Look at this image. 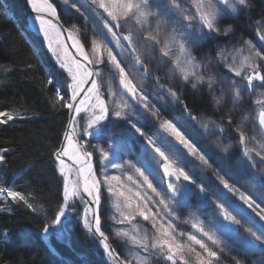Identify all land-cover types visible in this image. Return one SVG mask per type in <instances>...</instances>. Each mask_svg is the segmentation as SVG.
<instances>
[{
	"label": "snow or ice",
	"instance_id": "6c2138e0",
	"mask_svg": "<svg viewBox=\"0 0 264 264\" xmlns=\"http://www.w3.org/2000/svg\"><path fill=\"white\" fill-rule=\"evenodd\" d=\"M28 3L34 12L59 19L56 7L49 0H28ZM64 3L69 4V0ZM91 3L95 5L93 12L101 20L103 30L91 39V54L85 51L84 44L72 29L66 30L75 54L71 55L70 63L68 59L62 60L60 67L71 80L67 85L71 95L66 97L57 92L56 102H62V106L71 109L76 116L91 110V118L83 129V135L89 137L110 134L111 128L104 123L110 113L114 118L110 121L112 127L119 120L126 121L143 138V151L135 163H118V144L115 147L112 142L107 147L93 146L100 160L106 162L104 166L133 170L135 177L127 174L130 186L125 187L121 176L105 174L102 180L98 178L92 164L93 152L83 145L77 148L78 141L73 143L76 137L66 132L67 146L54 154L64 177L63 203L51 225H46L43 231L48 233L50 227L60 225L66 212L72 210L70 201L79 198L86 201L83 227L93 237H99L98 243L110 264H153V261L156 264H178V261L179 264H192L189 253H194L195 264H221L222 254L230 248L228 240L240 241V251L244 255L255 252L264 255V191L256 194L259 200L252 193L242 191L243 186H237L239 181L233 173L234 165L209 152L207 146L200 143L199 132V129L207 131L210 127L221 135L226 131L234 132L240 163L253 171L258 164H264V101H256L262 106L254 118L242 116L237 121L233 115L244 93L252 94L258 87L264 88V31L258 32L259 44L251 40L243 42L248 55L239 62L235 57L229 62L221 49L220 58L214 61V71L209 62L198 61L193 55L201 40L221 32L220 18L242 11L248 7V0H91ZM70 7L79 11L76 3H71ZM35 20L53 54L63 48L65 56H69L68 45L61 39L65 31L62 26L44 15H37ZM73 28L79 32L75 25ZM162 68H166L164 75L175 83L176 88L190 85L197 90L206 86L214 107L226 97L230 99L232 107L225 113L226 122L224 117L220 122L213 119L201 122L199 114H193L175 88L166 87L159 75H153ZM103 72H107L108 82L101 79ZM144 78L155 81L156 97H150L144 87ZM48 83L53 81L49 79ZM85 85L90 87L85 88ZM217 91L219 96L215 95ZM85 92L87 94L78 100ZM103 93L113 98L111 106ZM116 97H119L118 101ZM166 97L182 105L186 113L184 124L162 116L155 100ZM149 116L156 122L153 125L156 131L146 130ZM15 118L0 112V124ZM213 143L225 156L233 148V144L220 142L219 137ZM7 151L0 149V162L4 161L3 153ZM64 157L77 166L75 180L70 178L72 166ZM158 171H162L161 182L154 184ZM102 184L107 185L108 193L116 197L113 221L129 226L118 228L112 234L111 242L109 234L101 228ZM193 195L198 196L204 207L212 209V220L192 221L200 238L193 234L187 237L189 242L199 246V251L191 243L186 247L177 240L173 222L178 219V210ZM0 196L23 201L32 207L19 191L0 186ZM137 217L151 221V233L147 229L141 231L134 223ZM57 234L62 235L61 232ZM232 261L233 264H245L239 255L233 256Z\"/></svg>",
	"mask_w": 264,
	"mask_h": 264
},
{
	"label": "trees",
	"instance_id": "16d2710c",
	"mask_svg": "<svg viewBox=\"0 0 264 264\" xmlns=\"http://www.w3.org/2000/svg\"><path fill=\"white\" fill-rule=\"evenodd\" d=\"M253 1L258 9L253 8L252 13L261 15L259 0ZM8 12L23 29L27 24L23 0H0V112L16 117L7 124H0V149H8L3 153L4 161L0 162V186L13 185V190L24 195L32 207L0 196V264H108L98 241L78 225L68 232L62 231L58 240L53 239L59 255L51 254L42 242L44 227L51 224L63 202V184L54 153L65 130L68 108L56 102V93L60 91L69 96L68 80L51 61L43 40L28 31L39 58ZM61 16L69 25L67 17ZM251 20V16L237 17L233 22L236 31L248 33ZM44 64L49 68L52 84L48 83L50 78ZM164 72L154 71L153 75H159L166 87L176 88ZM144 83L145 87L151 85L158 92L153 79L144 78ZM190 99L191 95L182 96L194 115L207 112L200 103ZM174 109L176 113L186 114L180 104ZM120 126L121 134L129 133L124 125ZM112 133L119 136V131ZM243 254L238 252L247 263L251 260L264 264V255L259 252L248 254L250 258Z\"/></svg>",
	"mask_w": 264,
	"mask_h": 264
},
{
	"label": "rangeland",
	"instance_id": "374dc122",
	"mask_svg": "<svg viewBox=\"0 0 264 264\" xmlns=\"http://www.w3.org/2000/svg\"><path fill=\"white\" fill-rule=\"evenodd\" d=\"M51 1L57 7L59 14L61 13L63 14V16L67 17L69 27L75 30L73 28V26L75 25V27L79 29V32L76 31L75 32L82 38L85 44L84 46L86 47L89 54H91L90 41L93 38V36L96 35V33H98L100 30H103V25L101 20L93 12L95 5L91 3V0H69V4H65L64 0H51ZM252 1L253 0H248V7L244 8L242 11H239L236 14L228 13L220 18L218 22V26L220 27L221 32L212 33L210 36H206L203 40L199 42L198 46L193 50V55L197 58L198 61L209 62L210 69L214 71L216 67L214 61L220 58L221 49H223L224 54L229 57V62H231V57H235L237 62H239L245 56L248 55L247 46L243 43L244 41L251 40L253 43H257V44L260 43L258 41V32L264 31V0H259V4H260L259 9L260 11H262V13H260L261 15H258L259 13H252L251 10H253V8L256 10L258 9L257 8L258 5H256L254 1L253 2ZM71 3H76L77 7L79 8V11L71 8L70 7ZM98 11H102V10H98ZM240 16H244L245 18L246 17L249 18L251 16L252 20L250 22V26L247 27V29L249 30L248 33L236 31L234 27L233 22L235 21V19H237V17ZM27 28L33 31L34 34L38 35L39 39H42L43 42L45 41V48L51 60L56 64L58 70L63 72V75L68 80V82L71 83V80L68 77L66 70L60 67V62L64 59H68L69 63L71 62L72 54L70 53V51H69V56L67 57L64 54L63 48L59 49L58 54L54 55L52 50L49 49L48 42L47 40H45L43 33L39 31L38 22H33V21L29 22ZM61 39L63 40V37H61ZM55 46L56 45L54 43L53 47ZM202 46H204V48H202ZM114 51H119V50L114 49ZM58 56L60 57V59H58ZM164 71H166V68L161 69V72ZM101 79L105 82L109 81V76L107 72L102 73ZM105 86H107V83ZM144 87H145V83H144ZM145 88L150 94L151 98L157 96L158 92L154 88H152L151 85H148V88L147 87ZM175 90L180 94L181 99L182 96L184 97L187 95H191L192 98L190 99L191 102L200 103L202 110L207 111L205 114L198 113L201 122H204L208 119H213L216 120L217 122H220L221 117H224V121L226 122L227 117L225 113L228 111L229 108L232 107L231 100L228 99L227 97L221 102L219 106L214 107L212 96L209 95L206 86L199 88L197 90H193L190 85H187V86L179 87L178 89L175 88ZM103 94L105 95V98L108 100V103L111 106L113 104V98H109L107 96V93H103ZM215 95L219 96L220 92L217 91ZM115 99L118 101L119 97H116ZM258 100L264 101V88L258 87L255 90V92L252 94L244 93L243 99L240 101V105L238 106L237 110L233 112V115L235 116L236 120L239 121V119L242 116H252L254 118L258 114L260 107L262 106L261 104L256 103V101ZM155 103L157 104L158 107H160L162 116L164 118L175 119L180 124L185 123L184 117L186 114L181 115L179 113H176L174 107H176L177 104L171 102L170 97H166L163 100L156 99ZM87 107L88 106L85 105V108ZM141 111H143V109H141ZM109 116L113 118L111 113L109 114ZM77 118L79 123L77 122L75 125L76 133L80 136L82 135L81 138L84 139L85 144L86 143L90 144L91 149L89 151L93 152L94 171L96 173V176L101 180L103 179V176L105 174L109 176L112 175L121 176V179L125 184V187L130 186V182L127 181L126 175L132 174L135 177L133 170L128 168L114 169L110 165L104 166L106 162H102L100 160L99 153L94 150L93 146L100 145L107 147L108 143L112 142L113 146L115 147L118 144L120 146V151H119V159L116 162L122 163L126 161H131L135 163L140 158L143 151V138L139 137V135L136 134L134 130L130 127V125L124 120L117 121L115 127H112L111 124L109 125V127L111 128V132L109 136L101 135L98 138L97 137L90 138L87 135H83V129L86 127L88 119L91 118V110L88 109L87 111H82L79 114V116H77ZM247 123L248 122H246V124ZM119 124L124 125L129 131V133L128 134L122 133L123 134L122 135L121 134L122 131L120 130L121 126ZM154 124H156V122L153 121L151 116H149L146 130L156 131V127L153 126ZM248 126L251 125L248 124ZM112 131H114V133L119 131V136H114ZM199 132H200V143L206 145L209 152L213 153L216 157L224 159L227 162L234 165L233 173L236 179L239 181L237 186L238 187L243 186L241 187L242 191H247L252 193L255 196V198L259 200V196L256 194L261 191H264V164H258L257 169L253 171L250 167L245 168L244 165L240 163L239 160L240 152L238 147L236 146V140H235L236 134L234 132L230 133L229 131H226L224 134L221 135L219 134L218 130L213 127H210L207 131L203 129H199ZM161 134L163 135V133ZM218 137L220 142H222L223 144H233V148L230 149V152L227 156L219 152V150L215 147L213 143L214 141H217ZM58 171H59V166H58ZM69 175L72 180H75L73 171H71ZM208 175H211V172H209ZM60 176L62 178V183L64 184V177L61 175V173ZM161 177H162V173L161 171H158L154 179V184L160 183ZM149 178L152 179L153 177L150 176ZM39 180L42 179L39 178ZM112 183L113 185H115L116 182L113 181ZM191 187L194 188V186ZM101 198H102L101 226L103 230L106 232V234H109L110 239L112 241L113 239L112 234H114L118 228H127L129 226L117 225L113 221L112 216L115 214L116 197L108 193L107 185L104 184L101 185ZM232 199L236 200L237 197H232ZM77 204L81 205L80 208H78ZM85 206H86L85 200H81L77 198L74 201H70V209L72 210L69 211H72V214L62 218V221H66L65 224H68L65 227L66 230L70 228H74L77 225L83 229L82 217L84 214ZM177 216L178 219H175L173 221L176 226L177 240L184 243L186 247L191 243L192 247L196 248V250L199 251L200 250L199 246L195 245L192 242H189L187 237L189 234H193V235H197V237L200 238V234L196 231V229L192 227V221L194 219L203 220L205 222L212 220V209L204 207L200 203L198 196L193 195L192 197L189 198L186 205L178 210ZM134 223L138 225L141 231L147 229L149 233H151L152 231L151 221H143L142 218L137 217V220ZM180 233H183V235H180ZM241 234L244 235L243 229H241ZM228 244L230 245V248L226 249L225 252L222 254L221 264H233L232 257L237 256L238 252L240 251L239 248L242 247L241 242L238 240H228ZM116 247L119 250L118 244L116 245ZM189 256L191 257L192 264H195L194 253H189ZM244 256L250 258V255H244ZM244 262L245 264H254L251 260H248V263L247 261ZM108 264H110V262H108ZM153 264H156V262L153 261ZM164 264H167V262H164Z\"/></svg>",
	"mask_w": 264,
	"mask_h": 264
},
{
	"label": "water",
	"instance_id": "95a60500",
	"mask_svg": "<svg viewBox=\"0 0 264 264\" xmlns=\"http://www.w3.org/2000/svg\"><path fill=\"white\" fill-rule=\"evenodd\" d=\"M23 1H24L25 5H26V8H27V14H28V20H29V22H32V21H33V22H38V21L35 20V17H36L37 15H44L46 18L53 19V23L57 24L58 26H62V28L65 30V31H64V35H63V39H64L65 43L68 45V49H69V51L71 52V54H72V55L75 54V49H73V48L71 47V45H72V41L67 39L68 32H67L66 30H68V29H70V28H68V27L63 23V21L61 20V18H60V16H59L58 12H57V16H58L59 19L57 20L56 18L48 17L46 13H39V14H38V13L34 12L33 9H32V7H31V5L28 3V0H23ZM49 2H51V1L49 0ZM51 3H52V2H51ZM52 4H53V3H52ZM53 5H54V4H53ZM73 34H74V35L76 36V38L79 39L80 42L83 44L82 40H81L80 37L76 34V32L73 31ZM85 51L88 52L87 49H86V47H85ZM77 58H79V59L82 60L81 57H77ZM82 62H83V61H82ZM87 87H90V85H85V88H87ZM86 94H87L86 92H85V93H82L81 96L78 97V100H79V99H82V98L84 97V95H86ZM75 119H76V115H75V113H74L71 109H68L67 118H66L65 130H64V134H63V137H62V140H61V143H60V146H59L58 150H59L60 148H62V147H66V146H67V141L65 140V133H66V132L69 133L70 135L76 137V140H74L73 143L76 144V142L78 141L77 148H79V146L82 145V144L80 143L78 137L76 136L75 132H74V123H75ZM58 150H57V151H58ZM57 151H56V152H57ZM56 152H55V153H56ZM54 156H55V155H54ZM64 160H65V162H66L67 164H69V165L72 166V171H73L74 176H75V179H76V168H77V166H76V165H73V162H72L71 160H69L67 157H64ZM92 164H93V168H94L93 157H92ZM161 173H162V171H161ZM52 232H53V231H51V230H49L48 233L43 232V234H42V240H43L45 246L47 247V249H48L51 253H53V254H58V250L54 247V245H52V244L49 242V239H50V236H51ZM55 232H56V231H55ZM96 238H97V240H99V237H98V236H97ZM110 242H111V240H110ZM101 249H102V247H101Z\"/></svg>",
	"mask_w": 264,
	"mask_h": 264
},
{
	"label": "flooded vegetation",
	"instance_id": "af4514ba",
	"mask_svg": "<svg viewBox=\"0 0 264 264\" xmlns=\"http://www.w3.org/2000/svg\"><path fill=\"white\" fill-rule=\"evenodd\" d=\"M72 212V211H71ZM72 214V213H71ZM71 214H69V215H71ZM68 216V215H67ZM65 222L66 221H61V224L60 225H57V226H54L55 228H60V230H61V227L64 229V225H65ZM54 227H52V228H54Z\"/></svg>",
	"mask_w": 264,
	"mask_h": 264
}]
</instances>
